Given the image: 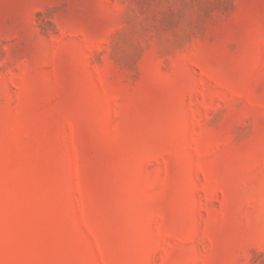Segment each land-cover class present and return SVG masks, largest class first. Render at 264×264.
I'll return each instance as SVG.
<instances>
[{
  "label": "rangeland",
  "instance_id": "obj_1",
  "mask_svg": "<svg viewBox=\"0 0 264 264\" xmlns=\"http://www.w3.org/2000/svg\"><path fill=\"white\" fill-rule=\"evenodd\" d=\"M0 264H264V0H0Z\"/></svg>",
  "mask_w": 264,
  "mask_h": 264
}]
</instances>
